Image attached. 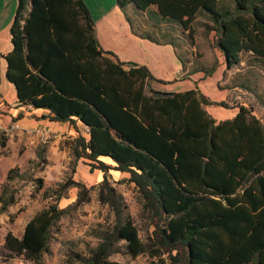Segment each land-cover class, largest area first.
<instances>
[{
	"label": "trees",
	"instance_id": "obj_1",
	"mask_svg": "<svg viewBox=\"0 0 264 264\" xmlns=\"http://www.w3.org/2000/svg\"><path fill=\"white\" fill-rule=\"evenodd\" d=\"M116 2L124 12L156 21L157 28L176 25L191 36L204 16L219 35L217 47L228 66L239 65L244 54L264 61V0ZM132 28L142 39L176 47L169 33L155 37ZM10 35L6 79L19 104L49 111L52 122L85 127L89 137L76 138L72 154L104 175L98 201L114 213L115 225L85 264H118L108 260L121 241L134 257L147 252L109 181L112 171L129 175L121 183L135 186L157 221L153 258L168 255L169 264H264V126L256 117L242 107L234 120L217 123L200 93L153 90L147 67L122 63L102 49L83 0H17ZM184 71L189 78L191 72ZM205 73L212 76L214 68ZM6 143L0 133V150ZM70 187L79 189L77 205L89 200L83 184L69 181L55 202ZM6 195H0L2 212L13 202ZM64 213L50 205L27 224L22 239L8 233L0 264H43Z\"/></svg>",
	"mask_w": 264,
	"mask_h": 264
},
{
	"label": "rangeland",
	"instance_id": "obj_2",
	"mask_svg": "<svg viewBox=\"0 0 264 264\" xmlns=\"http://www.w3.org/2000/svg\"><path fill=\"white\" fill-rule=\"evenodd\" d=\"M87 2L85 5L96 25L98 39L103 42V46L110 48V51L106 52L114 54L119 60H125L120 61L122 63L147 67L155 79L151 83L153 90L168 93L194 90L210 101L211 104L206 106L205 110L217 123L234 120L243 107L264 126V61L251 54H244L239 65L228 66L217 47L219 35L211 30L213 24L206 17L200 16L195 21L191 36L176 25L165 24L157 28L156 21L148 20L138 12L122 13L124 18L129 15L132 25L140 34L155 37H160L156 33L160 34L162 31L171 34L175 37L176 47H173L170 44L158 45L149 40L133 38L129 23L126 25L128 32H125L124 26V29L120 28L119 21L114 16L97 23L101 2L107 12L111 5L115 4L117 7L116 0ZM147 26L152 28L148 29ZM212 68L213 75L206 76L205 72ZM185 69L191 72L190 77L186 79L182 75ZM84 131L82 126L81 130H78L81 134H84ZM71 142H67L68 148ZM69 155L71 161L59 181L46 182L39 176V170L46 166L40 162L31 163L23 173L16 169L10 179L0 182L1 193L7 192L5 200L13 201L10 205L20 204L21 210L30 207L31 215L54 204L58 210L65 211L53 227L49 250L43 256V264H85V260L90 258L92 252L103 242L105 233L111 232L115 225L114 213L98 201V181L79 182L89 190V200L82 205L76 204L79 195V189L76 187H70L63 194L73 195L71 198L75 196L72 204L61 209L58 201L55 202L62 185L69 181L77 182L75 170L77 164L82 161H76L71 151ZM104 161L111 164L109 160ZM95 172L91 171L92 175L96 174ZM128 177L129 175L112 171L109 181L121 195L125 217L136 227L147 252L134 257L128 253L126 243L121 241L113 246L114 253L108 261L118 264H169L168 255L152 257L151 253L155 248H152L151 239L157 231V221L153 220L151 213L144 208L135 186L121 183ZM9 206L5 211H8ZM8 217L12 221L14 215L9 213Z\"/></svg>",
	"mask_w": 264,
	"mask_h": 264
},
{
	"label": "crops",
	"instance_id": "obj_3",
	"mask_svg": "<svg viewBox=\"0 0 264 264\" xmlns=\"http://www.w3.org/2000/svg\"><path fill=\"white\" fill-rule=\"evenodd\" d=\"M83 1L88 3L87 0ZM103 4L102 2L100 4L101 9L97 14V23L114 16L119 21L120 28L124 26V31L128 32L126 25L129 23L132 37L145 41L134 34L129 15L127 14L128 18H124L122 15L124 11L118 5L117 7L115 4L111 5L110 10L106 12L105 8L103 9ZM16 9L17 0H0V133L4 134L7 139L6 147L0 150V182L8 179L10 171L18 169L20 173H23L31 163L39 164L40 162L46 166L43 170H39V176H42L46 182L59 181L71 161L69 154L70 151L72 152L73 142L79 136L86 138L89 136L87 129L80 123L71 125L70 123L52 122L46 118L49 111L35 110L32 107L19 104L14 86L6 79L7 64L5 61V57L13 48L10 29ZM98 41L104 51H110V48L103 46L101 40L98 39ZM120 61L125 60L120 58ZM185 74L184 71L182 75ZM81 126L85 130V135L78 132L81 130ZM69 141L72 142L68 148L67 142ZM92 173L90 167L82 162L77 164L75 178L77 182L87 180L101 183L103 181L102 172L96 171L94 175ZM0 195H2L1 191ZM71 196L73 195H64L60 198L58 206L63 209L72 204L75 196L74 198ZM1 208L2 204L0 203V248L3 247L8 233L22 239L27 224L37 214L31 215L30 207L21 210V205L17 203L10 205L8 211L3 213ZM9 213L14 215L12 221L9 220ZM9 264H18V260Z\"/></svg>",
	"mask_w": 264,
	"mask_h": 264
},
{
	"label": "built area",
	"instance_id": "obj_4",
	"mask_svg": "<svg viewBox=\"0 0 264 264\" xmlns=\"http://www.w3.org/2000/svg\"><path fill=\"white\" fill-rule=\"evenodd\" d=\"M18 264H33L32 262L24 261V260H18Z\"/></svg>",
	"mask_w": 264,
	"mask_h": 264
}]
</instances>
